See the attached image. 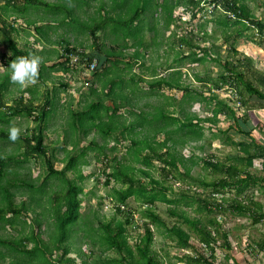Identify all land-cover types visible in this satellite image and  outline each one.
I'll return each instance as SVG.
<instances>
[{
  "label": "trees",
  "instance_id": "trees-1",
  "mask_svg": "<svg viewBox=\"0 0 264 264\" xmlns=\"http://www.w3.org/2000/svg\"><path fill=\"white\" fill-rule=\"evenodd\" d=\"M4 1L6 3L0 6V36H2L0 45H5L12 52L10 55L2 54L6 66H10L16 57L34 53L33 50L22 49L18 45L14 38V33L17 31L15 22L26 27L25 30H30L34 25L36 31L41 34L44 27L64 28L65 31L59 38L52 37V42L62 46L60 56L62 61L58 64H61L66 71L85 70H79L80 64L72 65L74 56L79 57V63L84 62L86 58L89 65L94 61V56H90L89 51L77 42L83 36L92 38V44L104 59L98 62V68L90 78L92 80L95 74L96 81L95 83L93 81L92 93L99 99L87 104L82 111L71 110L69 126L84 137L94 130L104 139L114 137L117 141L119 138L130 140L131 146L122 157H114L113 168L108 173L107 179V183L114 180L121 184L119 188L114 189L113 198L117 213L122 215L123 219L105 220L95 214L97 224L90 221L84 222L81 211L83 199L80 197L83 188L77 180L84 179L80 164L87 153L96 148L95 141L92 140L88 146L82 147L79 154L71 155L62 169L56 168L54 156L45 142L48 122L54 113V108L49 109L48 105H35L36 89L30 90L33 96L29 101L21 97L20 101L10 98L13 103H6L5 101L9 100L6 97L9 92L8 87L15 82L11 80L9 71L3 75L0 74V124H9L12 119L21 116H34L40 124L35 128L34 133L21 132V138L16 141V146L12 148L10 154L0 153V221L3 223L0 229L5 230L9 224L18 222L19 217L23 212H28V209L37 211L34 205L41 202V200H35L34 205L32 206L31 203L30 207L25 201H22L20 205L15 203L10 187L27 185L32 191H37V188L34 184L19 178L18 170L12 168L13 164L22 165L31 158L45 157L50 176L47 180L56 177L64 184L60 190L49 193L43 211L32 220L28 233L19 236L0 234V264H78L76 258L70 257V254L76 235L82 228V226L76 228L81 221L87 225L84 228V236L91 238L93 245L100 244L106 251L119 253V256L111 257L103 264H163L152 247L155 238L153 226L166 228L169 238L183 250L192 248L194 237L213 250L220 240L227 242V234L221 231L216 214L226 210L227 196L234 189L237 192L233 205L235 210L246 214L257 205L253 200L250 205L246 204L241 197L245 189L260 181V177L253 175L250 168L254 166L255 160L264 158V146L260 145L256 137L252 135L253 131L247 132L239 127L240 119L237 111L220 97L219 92H213V90L220 89L225 84H232L236 85L238 91L242 84L248 97H255L257 101L264 104V73L256 69L252 57L236 49L241 38L263 47V41H260L257 35H264V23L260 22L241 0H224V7L235 11L236 19L217 12L215 17L206 23L213 24L217 20L224 27L221 32L224 43L230 44L234 54H239L241 57L237 60H226L223 70L216 79L207 81V78L196 75L209 92V95H205L206 91H198L190 83H186L190 73L182 64L186 60L202 64L220 60L218 56L213 57L209 47L200 45V40L206 42L213 37V34L209 33L211 31L208 29L202 30L201 33L191 29L179 35L171 31L173 26L180 27L178 22L183 20L185 15L192 13V19L197 17L201 0ZM92 7L94 11L89 13V8ZM180 8L184 9L183 15H176ZM30 10H41L37 18L44 21L43 26L36 24L37 18L30 20L26 17ZM10 11L15 12L17 18L25 17L26 23L22 19H12L10 16L15 15L8 14ZM102 11L105 13L103 14ZM148 12L152 13L155 19V24L151 26V30L154 31L153 41H156L160 34L158 26L161 20L167 31L165 40L167 42H163L167 49L164 64L153 67L151 80H147L143 74L133 70L139 60L147 56L148 48L151 47L147 43L144 32L146 26L144 14ZM157 15L161 18H157ZM106 29L114 35L111 44L101 38V33ZM54 33L56 32L51 33L52 36ZM47 34L50 37V33ZM70 35L73 36L72 39ZM170 36L172 38L167 40ZM129 47L132 50L130 52H128ZM184 48H188V56L184 55ZM171 55L174 56L172 61L169 60ZM41 68L39 66V80L46 76ZM158 68L164 69L166 73H159ZM256 75L263 77L262 80L259 78L263 84L260 85L250 79L251 76ZM141 81L147 83V89L139 87ZM87 87H91V83ZM164 89L178 90L181 94L179 96L165 94ZM103 95L112 104L105 102L101 98ZM240 96L242 104L249 106L251 99L243 97L242 92ZM150 98H155L156 101H150ZM48 100L49 104L55 105L54 97H49ZM142 100H144L143 103ZM201 101L209 106L211 115L202 117L186 110V103ZM220 116L234 118L236 127L250 137L251 140L237 141L227 129L222 130L224 144H230L246 155L237 157L235 163L221 161L214 157L199 158L203 168L211 170L220 177L213 180L195 177L192 175V168L198 161L194 157H185L178 149L191 141L203 139L205 136L203 123L217 126ZM9 125L12 126V124ZM162 136L164 138L161 139ZM0 141H11L9 129L0 128ZM79 141L80 137L74 141V145H77ZM97 149L99 160L101 155L107 157L104 152L105 145ZM155 162H159L162 166L163 180L156 179L152 173ZM138 163L143 166L139 167ZM69 171H74L77 177H69ZM174 171H182V176L190 179L191 184L202 191H194L193 187H186L183 188L180 198H169L168 190L174 186L168 184L169 179H173L174 184L180 183L177 182L176 177L174 178ZM9 174H13L14 178H9ZM139 174L150 178L149 182H145L138 176ZM42 185H45V181ZM38 190L43 192L41 188ZM131 198L143 207L141 214L144 219L141 225L144 233L140 236L135 248L130 244L128 232V226L132 224L136 212L129 208ZM181 201L187 206L197 204L194 209L199 213H207L209 218L204 221L203 217H191L185 210L179 211ZM158 202L175 204V207H170L169 210L172 215H179V221L173 224L166 221L157 212ZM7 214H13V219ZM46 217L54 224L48 239L42 234ZM183 225H186L189 230H186ZM76 254L82 258V264H90L89 258L93 255V251L86 253L78 249ZM192 259L198 264H216L215 257L212 259L193 257Z\"/></svg>",
  "mask_w": 264,
  "mask_h": 264
},
{
  "label": "rangeland",
  "instance_id": "rangeland-1",
  "mask_svg": "<svg viewBox=\"0 0 264 264\" xmlns=\"http://www.w3.org/2000/svg\"><path fill=\"white\" fill-rule=\"evenodd\" d=\"M49 1H55V0H49ZM259 0H255V2H258ZM3 5V1L0 0V6ZM95 7V5H94ZM94 7L89 8V13H92L94 11ZM184 9L180 8L177 11L176 15H183ZM41 13V10H30L26 17H28L30 20L37 15ZM104 14L105 12L102 11ZM12 19L20 20L26 22L24 19L25 17L19 16V18L16 17L15 12H8ZM157 18H161L160 15L156 16ZM185 19L178 22L180 27L173 26L171 31H174L177 35L181 33H186L187 31H190L191 29H196L198 33H201L202 30L208 29L209 33L213 34V37H210L208 41L204 42L200 40L201 47H209L212 51L213 57H220V60L218 61H207L205 64L202 63H193L191 60H186L182 66H184L185 69H187L190 73L189 77L186 79V83H190L194 88H196L198 91H206L205 84L199 81L196 78V75H200V77L207 78V81L210 79H216L219 76V73L223 70V65L226 60H237L241 57V55H235L234 51L231 49L230 44L224 43V39L222 38L221 32L223 30V26L220 25V28H215L214 24H207L204 21H193L189 20L190 16L185 15ZM145 19V35L146 40L149 46L148 54L142 57V60H139V62L135 65L134 71L137 73L143 74V76L147 80H151V76L153 74V67L155 66H161L164 64L163 55H165L166 47H164L163 42L166 40L167 31L164 27V24L160 21V25L158 26L160 30V34L157 37L156 41H153L154 31L151 30V26L155 24L154 17L152 16V13L148 12L147 14H144ZM16 20V21H17ZM26 28V27H25ZM35 26L31 27L30 30H34ZM19 30V29H18ZM30 30H24L23 33L19 34V41L18 45L22 49L28 48L29 50H36L39 49L35 45L34 42V34ZM60 33L62 31H65L63 28L59 29ZM35 31V30H34ZM16 35V33H15ZM202 36V35H201ZM2 36H0L1 39ZM71 39L73 38L72 35H70ZM102 40L106 41L107 43L112 42V39L114 38V35L109 32V29H106L104 32L101 33ZM172 36L168 37L167 40H170ZM79 44L83 45V48H86L89 51L90 56H94V59H96L98 62L103 59V57L98 54L95 46L92 44L93 40L92 38H88L86 36H83L79 39ZM75 42V44H77ZM132 42V40L130 41ZM153 42V44H152ZM167 42V41H165ZM113 43V42H112ZM239 44V43H237ZM59 45V44H58ZM78 45V44H77ZM60 46V45H59ZM36 49H35V48ZM239 49L240 46H239ZM106 50V49H105ZM131 47H129L128 52H130ZM132 51V50H131ZM241 52V50H238ZM7 53L12 54L11 51L8 50V48L5 45H0V74H5V72L9 71L11 73V69L9 66L5 65V60L1 57V55ZM168 53V52H167ZM184 55H189L188 48H184ZM200 53V51H199ZM242 53V52H241ZM6 54V55H7ZM174 56L171 55L170 59H172ZM54 61H56L58 58L53 57ZM104 60V59H103ZM256 63V62H255ZM85 64L82 63L79 70H84ZM71 75L68 74V77L71 78L70 82L68 83V86H61L60 79H63L62 77H58L56 75H53L54 81L49 78L46 82H44L43 79L39 80L36 79L35 82H27L23 85L15 83L10 84L8 87V93L6 94V97L9 98L5 102L7 103H13V100H10V98L14 100H21V97L25 99L26 101H29L31 99L32 92L30 90H37L38 92H35L36 94V101L35 105H41V106H47L50 108H54V113L49 119L48 122V129H47V137H46V144L48 145V148L50 149V153L54 156V162L55 167L58 169H62L66 165V160L74 154H79L82 147L88 146L92 140L96 143V148L91 149L86 157H84L82 163L80 164V168L82 171V174L84 176V179L77 180L78 184L82 186L83 192L81 193L80 197L83 199V205H82V214L84 217V222H92L97 224L98 222L95 220V214H98L100 217H102L105 220H122L123 217L119 213H117L116 207H115V201L113 198V193L115 188H119L121 186L120 183L115 182L114 180H111V182L107 183L108 179V173L112 171V166L114 163V157L118 156L119 158L122 157L124 154L127 153V150L131 146L130 140H124L122 138H119L117 141L114 137H110L107 139H104L102 136H100L97 132L94 130H91V132L87 136H81L80 132H76L69 126V120H70V111H82L87 104L91 103L92 101H96L99 99V97L96 94L92 93V85L95 83L96 78L95 74L93 76V79L91 80V74L88 73L85 74V71L78 72L74 70H70ZM159 73H166L164 69L158 68ZM50 74V72H46ZM59 75L65 76L63 72H61ZM67 78V76L65 77ZM251 80L256 81L258 84L261 85V81L258 79V75L251 76ZM94 81V83H93ZM91 83V87L89 86ZM239 83V82H238ZM98 86V85H97ZM139 87H143L144 89H147L148 85L147 83L140 82ZM26 89V90H25ZM29 89V91L27 90ZM56 91V92H55ZM239 93L243 97H248V94L246 93L245 87L240 84ZM49 92L47 95L46 93ZM55 92V93H54ZM55 96H53L54 94ZM163 93L170 94V95H177L179 96L181 93L178 90H168L165 89V92ZM244 93V94H243ZM205 95H209V92L206 91ZM219 95L221 98L225 99L226 102L229 103L230 98L228 97V93L226 91L219 92ZM5 97V98H6ZM54 97L55 98V105L52 106L48 103V99ZM101 98L108 102L109 104H112L110 101L106 100L105 95ZM250 98V97H248ZM242 99V98H241ZM251 103L248 105H243V107L239 110H237L238 117L240 119L239 121V127H241L244 131H257L255 134L257 135V139L260 143L264 144V132L258 133L259 126L256 128H252L249 124V121L253 117H257L259 103H254L253 101H257L255 97L250 98ZM145 100V99H144ZM144 100L141 102L143 103ZM150 101L155 102V98H150ZM231 102V101H230ZM258 102V101H257ZM207 104L203 101L201 102H194V103H186L185 108L188 112H194L198 115L205 117L211 115L210 111L208 110ZM246 119V121L244 120ZM254 125L255 122L251 120ZM9 124L16 125L21 129V132L23 134L27 133H34L35 128L40 126V124L37 123L34 116L31 117H18L11 120ZM9 124L1 125L0 128L3 129H9L11 126ZM203 126L205 127V136L203 139L195 140L189 142L186 146L179 147V151L187 158L194 157L198 163L193 166L192 168V175L198 178H206L208 180L217 179L220 177V175L214 174L211 170H207L203 168L202 162L199 160V158L208 159L210 157H214L221 161H228V159H232L234 155V147L230 144H224L223 137L224 134L222 133V130H228L229 134L233 136L237 141L242 140H251L250 137H248L244 132L239 130L236 127V122L234 118H225L222 116V122L216 126L212 125L211 123H203ZM231 126V128H229ZM80 137V141L77 145H74V141ZM164 138L163 136L161 139ZM105 145V153L107 154V157H104L103 155L100 156V160L97 157V154L99 153L98 149L100 146ZM16 146V142L13 141H0V153L5 152L6 154H10L12 152V148ZM75 149H73V147ZM115 147V148H113ZM258 163L262 164V161L257 160L255 161L254 171L255 174L258 177L264 176V170L263 166L260 167ZM139 167H142V164H137ZM155 166L152 169V173L156 179L163 180L164 175L161 171V164L159 162H155ZM260 167V168H259ZM13 169H17L19 172V178L26 181L27 183H32L37 188V191H32L31 188H29L27 185L21 186V187H10L11 192L14 194V201L17 205H20L22 201H25L27 206L30 207L31 203L32 206L34 205L35 200H41L40 204L34 205V207L37 208V211L33 212L32 210L28 209V212L24 213L19 217L18 222H14L13 224H9V226L2 230L0 229V234H10L12 236H19L23 233H28L31 229L32 220L41 212L43 211V208L46 204L47 197L49 193H51L53 190L56 191L57 189L60 190L64 184L59 181L56 177L49 178V170L47 168L46 158L45 157H39L37 159L31 158L28 162L20 164H13ZM182 171L177 172L174 171L173 175L174 178H177V182H180L178 184H174L173 179H169L168 184L174 185L168 190V197L171 199H176L181 197V192L183 191V188L186 187H196V185L191 184V180L188 178H185L182 176ZM9 178H14L13 174L8 175ZM68 176L71 178H75L76 173L74 171H69ZM139 177H142V179L145 182H149L150 178L143 176L142 174L138 175ZM77 179V178H76ZM45 181V185H42ZM181 184L182 186H180ZM60 185V186H59ZM255 187V189H254ZM42 189L43 192H40L38 189ZM253 195L259 196L260 189L264 190V182H260L257 186H251ZM195 191V190H194ZM263 194V193H262ZM1 197V195H0ZM231 195L229 194L227 196V200H229ZM129 208L136 210L135 217L133 219V222L131 225L128 226V232L130 235V244L133 246V248L136 247V244L139 241L140 236L144 233L141 225L144 223V219L141 214L142 206L139 202H137L134 198H131L129 200ZM232 203V202H231ZM230 201L228 202V205L232 207ZM197 204H194L193 206H187L183 201L179 204V211L185 210L188 215L191 217H203L204 221H206L209 216L207 213H199L194 208H196ZM170 207H175L174 205H169L166 202H158L157 203V212L170 224H173L177 221H179V215L174 216L171 214V211L169 210ZM230 207H226L228 210ZM180 213V212H179ZM11 219H13V214H7ZM42 216V215H41ZM43 217V216H42ZM46 223H44L42 234L43 236L48 239V237L51 235V230L54 229V224L52 221L46 217L45 218ZM3 225V223L0 221V226ZM82 226L81 229H79L76 238L72 245V252L70 254V257H75L78 264H82V258H80L76 254V250L81 249L83 252H90L93 251V255L90 256L89 262L90 264H103L107 259L111 257H117L119 256V253L115 251H106L104 247H101L100 244L93 245V241L91 238H88L87 236H84L85 230L84 228L87 227L86 224H83V221H81L77 227ZM183 227L186 230H189L186 225H183ZM78 230V229H77ZM153 230L155 233L154 243L152 245L153 250L157 253L159 258L162 260L163 264H183L184 261L181 259L186 257V254L181 250L179 246H177L175 241H172L169 238L168 232L166 228L164 227H157L153 226ZM195 237L192 238V242H195ZM32 246V244H30ZM93 248V249H92ZM196 251L198 254H202V252L196 248Z\"/></svg>",
  "mask_w": 264,
  "mask_h": 264
},
{
  "label": "crops",
  "instance_id": "crops-1",
  "mask_svg": "<svg viewBox=\"0 0 264 264\" xmlns=\"http://www.w3.org/2000/svg\"><path fill=\"white\" fill-rule=\"evenodd\" d=\"M2 1L4 5L6 1L4 0ZM241 2L247 6V8L255 15V17L260 22L264 23V0H259L258 2H255V0H241ZM36 24L38 26L40 25L43 26L45 23L44 21H40V18H37ZM213 24L215 25V28H220V24L217 20H215ZM54 28L53 27L50 29L47 27H44V29L42 28L43 34L37 32L36 29H34L35 31L30 30L34 34L35 45L37 46V48H39L36 49L34 47L36 50L33 49V52L35 55L41 58V63H40V66L42 67L41 70L43 72L45 71V74L46 72H50V74L47 73V75L43 78L44 82H46L49 78H51L54 81L53 75H56L58 77L64 78V80L60 79L59 81L61 86H68V83L71 80V78L68 77V74L71 75L72 73L69 70L66 71L61 64H58L60 61H62V58H60L62 46L61 45L59 46L57 43L52 42L53 41L52 37L53 39L59 38L60 35L63 33V31L61 33L59 32L60 31L59 29L62 27L55 26ZM53 29L54 31H52ZM24 30L25 28L21 26L19 30L15 32L16 35L14 33V38L17 41H19L18 33L21 34L24 32ZM48 32L50 33V37L47 34ZM52 32H56V33H54L52 36L51 34ZM46 37H48L49 40ZM257 37L260 41H263V45H262L263 47H260L253 42H249L245 38H241L240 41L238 42L239 44L236 45V49L241 50L243 54L252 57L254 63L256 62L255 63L256 69L264 73V35L262 36L257 35ZM239 46L241 49H239ZM53 57H56L58 59L54 61ZM169 60L172 61V59ZM61 72H63L65 76L59 75ZM66 76L67 78H65ZM259 78L262 80L263 77L258 75V79ZM260 83L263 84V81H261ZM163 91L165 92V89ZM48 93L49 92H47L46 95ZM253 102L259 103V108H258L259 110L257 113L258 114L257 117H253L251 119L255 122V125L251 120L249 121V124L251 125L252 128H256L259 126L258 133L260 134L264 132V104L261 101L258 102L253 101ZM244 120L246 121V119ZM221 122H222V116H220V122L218 124H220ZM255 132L257 131L255 130L254 132H252V135L254 137H257ZM259 144L264 146V144L260 142ZM234 149L235 150L233 151L234 152L233 158L228 159L229 163H235L237 157H239L240 155L241 156L246 155L243 152H239L237 148L234 147ZM257 160L262 161V164L261 163L258 164L260 165V167L263 166V170H264V158H260ZM254 166L256 165L254 164ZM254 166L250 168V171L253 175H256L254 171ZM260 182H264V176L260 177V181L256 184V186L260 184ZM252 189L253 188H251V186L245 189L244 194L241 197L246 204L250 205L252 200L257 203V205H255V207H253L252 210H249L248 212H246V214H243L234 209L233 206L234 200L236 199V195H237V192L234 189L233 192H231L230 194L231 195L230 199L227 200L225 204V207L227 206L230 207L228 205V202L230 201V203L232 202L231 203L232 207H230L228 210L226 209L225 211L218 212L216 214L217 222L220 223L221 225V231L225 232L228 237L227 242H224L223 240H220L218 242L216 249L217 253L215 257L216 264H230L231 260L234 261V264H264V190L260 189L259 191L260 197L258 198L257 196L253 195ZM195 239L196 241L192 242L193 244L192 248H189L187 250L181 249L184 252V254H186V257L181 259L182 261H184L183 264H198V262H195V260L192 259L193 257L195 258V255L197 254L196 248H197V243L199 242L197 238ZM200 258H204V256L201 255Z\"/></svg>",
  "mask_w": 264,
  "mask_h": 264
},
{
  "label": "built area",
  "instance_id": "built-area-1",
  "mask_svg": "<svg viewBox=\"0 0 264 264\" xmlns=\"http://www.w3.org/2000/svg\"><path fill=\"white\" fill-rule=\"evenodd\" d=\"M217 12L224 13V14L228 15L229 18H232V19H236V17H237L235 11L224 7V0H201L200 8L197 12V17L192 19V13H190L189 14V16H190L189 20H193V21H200L201 20V21L207 22V21L213 19ZM185 18L186 17H184L183 19H185ZM247 23H249V22H247ZM89 57L90 56L88 55V58ZM82 63L85 64V67H84L85 70L84 71H85L86 75L88 73L92 74L98 68V65H99L98 61L96 59H94V61L90 65L88 64L87 58ZM82 63H79V57L78 56L73 57L72 65H74V64L82 65ZM221 91H226L228 93V97L230 98L231 102L229 101V103L228 102L227 103L229 105H231L235 109V111H237L243 107L242 99H241L239 92L237 91L236 85L225 84L220 89L213 90V92H221ZM194 190L195 191H202L201 189H198L197 187H194ZM213 233H214V235H216L215 232H213ZM217 245L218 244L215 245V250H213L207 244L202 243V242H198L197 248L202 252L201 255H203L204 258L212 259V257H216ZM201 255L197 253L195 255V258H200ZM230 264H234V261L231 260Z\"/></svg>",
  "mask_w": 264,
  "mask_h": 264
},
{
  "label": "clouds",
  "instance_id": "clouds-1",
  "mask_svg": "<svg viewBox=\"0 0 264 264\" xmlns=\"http://www.w3.org/2000/svg\"><path fill=\"white\" fill-rule=\"evenodd\" d=\"M15 24L18 30L21 26L18 24V22H15ZM40 63L41 58L34 53H29L28 56L16 57L14 60H12L9 66L11 69V80L21 85L29 81L35 82L39 75ZM20 138L21 129L16 125H12L9 128V139L13 142H16Z\"/></svg>",
  "mask_w": 264,
  "mask_h": 264
}]
</instances>
